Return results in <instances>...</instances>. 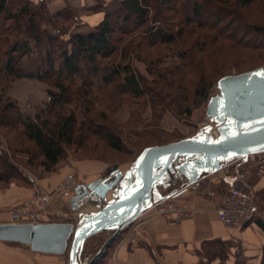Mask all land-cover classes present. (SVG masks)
Wrapping results in <instances>:
<instances>
[{
	"label": "rangeland",
	"instance_id": "374dc122",
	"mask_svg": "<svg viewBox=\"0 0 264 264\" xmlns=\"http://www.w3.org/2000/svg\"><path fill=\"white\" fill-rule=\"evenodd\" d=\"M1 1L0 29L4 28L7 34L0 35V68L5 66L13 43L27 41L33 54L25 56L22 63L23 58L18 59L24 76L14 77L0 71V197L10 186L28 185L20 180V175L41 179L57 172L59 166H68L78 179H113L117 169L133 164L148 146L194 136L206 127H212L211 131L218 135L207 109L210 99L220 93V78L264 66V0H173L178 11L164 13L162 8H155L157 3L163 5V0H148L146 24H126L127 34L123 29L117 30L110 57H98L94 63L83 57L77 72L70 74L64 69L62 83L57 74L62 70L60 47L73 50V35L79 30H89L85 26L96 24L84 26L77 20H58L54 24L42 20L36 24L38 33L34 39L28 34V17L11 19V4L2 10ZM248 1L252 3L245 6ZM197 2L202 5V12L195 19L192 14ZM214 4L225 12L222 16L219 10L210 8ZM116 5L117 2L110 9L115 10ZM220 17L223 21L217 23ZM139 20L135 18L134 24ZM159 20L170 32H178L175 42H152L151 28L155 30L161 24ZM200 22L206 25L202 27ZM47 34L56 35L58 40L51 44ZM51 57L56 61L53 71L48 63ZM30 70L48 74V79L26 77ZM129 74L137 77L141 94L124 87ZM63 94H67L68 100L58 103ZM68 115L77 122L75 142L64 144L63 159L55 170L48 171L44 156L25 134V125L38 124L52 134L58 121ZM101 131L114 132L121 140L122 150L113 148L103 134H97ZM257 155L264 157V153ZM83 163L85 166L81 167ZM76 165L87 173L80 175ZM237 167L241 166L228 171ZM173 179L181 178L173 176ZM208 180L204 176L199 181L201 184L195 183L193 188L197 193L205 195L209 190ZM170 199L184 204L177 198ZM13 208L8 210L9 215ZM69 218L58 220L75 223L79 216L73 221ZM9 243L6 242L8 245L18 242Z\"/></svg>",
	"mask_w": 264,
	"mask_h": 264
},
{
	"label": "water",
	"instance_id": "95a60500",
	"mask_svg": "<svg viewBox=\"0 0 264 264\" xmlns=\"http://www.w3.org/2000/svg\"><path fill=\"white\" fill-rule=\"evenodd\" d=\"M262 71L264 66L219 80L220 93L210 99L207 109L218 135L206 127L194 136L148 146L125 173L118 171L113 179L76 188L74 208L95 193L105 201L98 210L81 213L75 223H0V241L25 244L36 252L68 253L69 264H79L86 242L112 231L92 258L94 264L127 226L153 205L178 194L173 176L181 175L177 184L186 187L209 171L221 170L225 161L264 153V77L257 75Z\"/></svg>",
	"mask_w": 264,
	"mask_h": 264
},
{
	"label": "crops",
	"instance_id": "0c3cea01",
	"mask_svg": "<svg viewBox=\"0 0 264 264\" xmlns=\"http://www.w3.org/2000/svg\"><path fill=\"white\" fill-rule=\"evenodd\" d=\"M30 1L43 2L51 14L65 9L72 10L77 21H81V25L96 24L95 27L85 26L89 30H79V32H89L103 21L107 10L120 0ZM209 129L212 130V127ZM257 156L232 158L223 163L221 170L206 173L205 177H209V190L205 191V195L196 192L195 187L193 188L195 184L182 187L177 184L178 180H174L173 188L178 189V194L173 198L184 203L183 205L191 209L192 213L178 223L163 216L144 219L140 217L141 219L139 218L117 235L95 264H264V226L262 225L264 221L259 219L242 228H231L220 219L216 211L226 189L220 177L233 166H241L249 171L255 191L264 188V175L260 176L257 173L258 159L264 157ZM131 165L132 163L124 169H117L113 176H116L118 171L125 173ZM83 166L84 163L81 167ZM76 167L77 170L80 169L78 170L80 175L87 173L83 172L80 166L76 165ZM68 173H71L68 166H59L57 172L45 175L41 179L30 177L31 184L27 186L14 185L5 189L0 197V223L9 222L8 210L11 207L33 197L40 190H53ZM179 177L182 178L181 175L177 176L178 179ZM97 180L100 179H79V185H89ZM199 181L198 183H202L204 179ZM113 193L114 190L109 191V198H112ZM76 194L74 189L57 197L50 207L46 221L64 222L58 220L63 217H70L67 220L73 221L74 217L80 216L81 213L98 210L100 204L105 202L99 199L97 194L92 193L79 209H75L72 199ZM111 233L110 236L113 234ZM92 241L84 247L82 255L94 253L96 242L92 243ZM6 242L0 241V264H69L68 253L65 260V254L36 252L25 249L22 244L8 245L10 243L6 244Z\"/></svg>",
	"mask_w": 264,
	"mask_h": 264
},
{
	"label": "trees",
	"instance_id": "16d2710c",
	"mask_svg": "<svg viewBox=\"0 0 264 264\" xmlns=\"http://www.w3.org/2000/svg\"><path fill=\"white\" fill-rule=\"evenodd\" d=\"M160 1V0H159ZM2 10L7 9L6 5L10 3V7L12 8L10 10L9 16L11 19L15 20L26 18L29 19V36L31 38H36L37 32V26L36 24H40L42 20H47L49 22H54V24H57L58 20L63 21H76L77 17L74 15L73 11L70 9H65L62 11H59L55 14L49 13L47 7L43 2L40 3H34L30 0H2L1 1ZM148 0H120L117 2L115 10H107L105 14V18L103 19L100 24L97 25V27L94 30H91L86 33H75L73 35V41H74V48L73 50L69 51L68 48L60 47L61 53V68L62 70L60 72H57L58 78L60 81H64L62 74L64 69L72 74L79 70L80 61L83 57H86L87 60L90 62H97L98 57L107 58L112 55V50L114 48V45H112V42L116 40L114 37L117 33V30L123 29V33L127 34L126 31V24L130 25H143L144 23L148 22L149 20V8L147 6ZM252 1H248L245 6L250 5ZM32 4H39L37 6L38 8L32 7ZM161 3H157V7L155 8H162L163 11H178V7L175 1L173 0H163ZM16 8V9H13ZM213 10H219V6H216L215 4L210 7ZM12 10H17L18 12H13ZM210 10V9H209ZM218 13L220 16H222L225 12L219 10ZM194 13L192 16L196 19L199 17L200 13L202 12V5L200 3H196L194 5ZM160 13V11H159ZM164 13V12H163ZM211 14V12H209ZM218 15V16H219ZM188 19L190 18V15L188 14ZM140 18V20L134 24V19ZM192 21V19H189ZM223 21L221 17L219 18L218 22ZM161 24L157 26L155 30L152 29V42H164V43H172L176 41V36L178 35V32H170L168 29H166L163 25L161 20H159ZM190 25V23H188ZM202 27L206 25V23L200 22L199 23ZM124 25L125 27L121 26ZM166 29V30H165ZM61 33V31H59ZM121 32V31H119ZM2 33H6V30L4 28L0 29V35ZM7 34V33H6ZM38 36V35H37ZM48 39L53 44L54 41L58 40V37L56 35L47 34ZM46 37V38H47ZM45 38V36H44ZM10 53L9 58L7 61L4 62V67L2 69L0 68V71L5 70V72L8 75L21 77L24 76L22 73V69L19 66L20 63H22V60H24L25 56H30L32 53L31 45L28 44L27 41H24L22 43H13L8 51ZM7 52V53H8ZM14 54H13V53ZM23 56V57H22ZM19 57L23 58L21 59L19 63ZM55 59L54 57H51L48 59V63L50 65L49 68L51 70H54L55 66ZM47 65H44V67ZM97 66V65H96ZM42 71V70H40ZM39 72V71H38ZM34 72L33 70H30L28 73H25L26 77L30 78H40V79H48V74H44L43 72L38 73ZM222 78V77H221ZM220 78V79H221ZM61 84V83H60ZM61 86V85H60ZM125 88H133V91L135 94H141V85L137 79V77L134 74H129L126 78V84L124 85ZM63 91H66L62 87ZM204 97H207V94L204 95ZM67 94H63L61 98L57 100L58 103H62L64 101H67ZM19 119L21 117L19 111ZM77 130V122L75 118L72 115H68L63 117L60 121H58V125L55 129H53V133L49 134L44 130V127L38 124H34L30 122L29 124L25 125V134L26 136L33 141L36 144V147L39 149L40 153L45 158L44 166L46 170L53 171L57 166L59 165L61 159H63L65 154L64 144L71 145L75 142V133ZM103 132V133H102ZM97 134H103L104 138L111 144V146L117 150H122V143L121 140L116 136L114 132L111 131H101V133ZM20 180H22L25 184H31L30 179L24 178L22 175H20ZM29 178V177H28ZM256 196L258 199L259 205L264 209V188L261 190H256ZM264 226V223H262ZM112 231H105L102 232L94 237L92 239L90 238L85 246H88V243L93 240L96 242V246L93 249L92 258L99 252L100 248L103 246V244L106 242L109 234ZM113 233V232H112ZM111 233V234H112ZM105 235H108L107 237H103ZM92 241V242H93ZM100 259V258H99ZM98 259V260H99ZM96 260L95 263L98 262ZM94 263V264H95Z\"/></svg>",
	"mask_w": 264,
	"mask_h": 264
},
{
	"label": "built area",
	"instance_id": "2783aa9c",
	"mask_svg": "<svg viewBox=\"0 0 264 264\" xmlns=\"http://www.w3.org/2000/svg\"><path fill=\"white\" fill-rule=\"evenodd\" d=\"M257 164V173L260 176L264 175V159L258 161ZM220 181L226 186V189L220 198L216 211L227 226L242 228L248 223L259 219L264 221V212L258 203L256 191L247 169L237 167L233 171L224 172L220 177ZM79 184L80 181L77 175L72 172L68 173L52 191L40 190L33 197L15 206L11 210L9 222L14 224L46 223L45 219L55 199L74 191ZM102 205L100 204V207ZM191 213L192 210L188 207L167 198L153 205L141 217L144 219L163 216L178 223ZM91 260V254H84L81 256L79 264H90Z\"/></svg>",
	"mask_w": 264,
	"mask_h": 264
},
{
	"label": "snow or ice",
	"instance_id": "6c2138e0",
	"mask_svg": "<svg viewBox=\"0 0 264 264\" xmlns=\"http://www.w3.org/2000/svg\"><path fill=\"white\" fill-rule=\"evenodd\" d=\"M258 76H262L264 77V71L260 72V73H257Z\"/></svg>",
	"mask_w": 264,
	"mask_h": 264
},
{
	"label": "bare ground",
	"instance_id": "6f19581e",
	"mask_svg": "<svg viewBox=\"0 0 264 264\" xmlns=\"http://www.w3.org/2000/svg\"><path fill=\"white\" fill-rule=\"evenodd\" d=\"M209 120H210V117H209ZM209 122V121H208Z\"/></svg>",
	"mask_w": 264,
	"mask_h": 264
}]
</instances>
